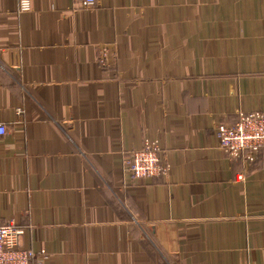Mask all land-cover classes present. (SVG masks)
Returning <instances> with one entry per match:
<instances>
[{"label":"crops","instance_id":"0c3cea01","mask_svg":"<svg viewBox=\"0 0 264 264\" xmlns=\"http://www.w3.org/2000/svg\"><path fill=\"white\" fill-rule=\"evenodd\" d=\"M0 87L27 103L0 110V223L21 247L264 264V150L233 159L242 175L210 153L226 155L220 126L264 112V0H0ZM147 140L163 173L126 179L123 152Z\"/></svg>","mask_w":264,"mask_h":264},{"label":"built area","instance_id":"2783aa9c","mask_svg":"<svg viewBox=\"0 0 264 264\" xmlns=\"http://www.w3.org/2000/svg\"><path fill=\"white\" fill-rule=\"evenodd\" d=\"M22 10H27L29 0H20ZM86 6L95 5L98 0H83ZM32 100V96L29 97ZM26 100L17 97L9 88L0 87V110H16L19 114L26 107ZM153 119V118H152ZM160 127L170 130L165 124L153 119ZM7 134L4 123H0V137ZM220 150L226 154L214 157L228 163L239 171V174H250L248 168L233 162L234 158L247 153V160L255 161L258 153L264 150V112H252L240 117L233 127L220 126L218 129ZM189 145H194L185 139ZM160 150L157 144L147 140L142 148L123 152L124 176L135 182L152 178L164 171L160 160ZM24 229L19 226L15 217L6 223H0V264H48V254L45 250L38 253L32 249L21 247Z\"/></svg>","mask_w":264,"mask_h":264}]
</instances>
